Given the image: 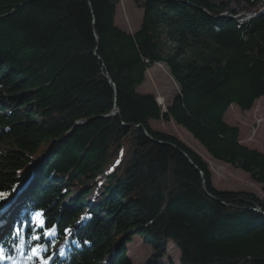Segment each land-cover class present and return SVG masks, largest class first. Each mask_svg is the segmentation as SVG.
I'll use <instances>...</instances> for the list:
<instances>
[{"label":"trees","instance_id":"trees-1","mask_svg":"<svg viewBox=\"0 0 264 264\" xmlns=\"http://www.w3.org/2000/svg\"><path fill=\"white\" fill-rule=\"evenodd\" d=\"M241 1L261 11L243 21L232 0H134L143 16L130 34L115 25L118 0H0V143L10 145L0 152V192L10 200L25 185L18 231L0 230L3 256L133 264L126 244L136 235L153 251L145 264H162L169 241L180 264H264V153L224 120L231 105L245 112L264 98V8ZM156 64L178 86L166 111L136 90ZM152 120L182 127L218 163L248 174L263 199L217 190L201 157ZM101 176L95 206L89 189L63 205L71 187ZM38 210L46 223L34 229ZM66 228L67 249L54 254Z\"/></svg>","mask_w":264,"mask_h":264},{"label":"rangeland","instance_id":"rangeland-1","mask_svg":"<svg viewBox=\"0 0 264 264\" xmlns=\"http://www.w3.org/2000/svg\"><path fill=\"white\" fill-rule=\"evenodd\" d=\"M259 7L264 8V0L260 2ZM230 8L240 13L241 16H243V21L248 20L249 17L253 16V14L259 12L260 10V8L258 10L256 8H246L243 10L244 4L241 0H232L230 3ZM256 10L257 12H254ZM142 16L143 11L135 5L134 0H118L115 14V25L117 27L127 31L130 34H133L141 24ZM136 90L139 93L153 94L157 100V103L162 108V111H166L173 97L178 93V86L170 76L165 65L156 64L146 71L144 82L138 86ZM159 98L163 100L162 104L159 102ZM260 99H258L260 100L259 102H256V100L251 109L245 112L240 111L237 106L229 107L224 114V120L227 124L239 128V142L242 145L264 153V98ZM149 124L154 130L164 132L179 139L193 152L199 155L208 166L211 172L213 185L217 190L242 191L252 193L259 199H263L261 186L254 182L248 174L226 163H218L220 161L214 160L186 130L176 125L172 120L169 122L162 120H152ZM254 133L256 135L254 136L253 141H250ZM9 148L10 145L7 142L0 143V152ZM105 177L106 176H101L95 187H92L91 182H86L82 187H71V195L65 199L63 205L71 204L73 199L77 197L83 190L89 189L90 191L85 197L87 206H95L97 201L101 198V186L105 181ZM19 197V194H16L11 199L12 204L10 209V217L8 218L10 220L8 222H11L12 224H14V220H16V218L19 216V209L17 208V205L20 202L18 199ZM32 215L33 213L29 216V219L34 229L41 228L37 225V222L32 220ZM84 218L85 215L82 214L79 217V221L82 222ZM11 228L13 229L14 227ZM48 232V235H44L43 232V236L47 237L48 239H51L55 236V232L53 230H48ZM71 232L70 234H66L63 240L53 246L51 250L54 254L58 253L60 255L61 249H63L65 253L67 245L69 244ZM38 245L40 247L35 246V254L31 250V254L36 257H38L40 251H42L44 248L42 245ZM126 248L127 254L133 264H145L147 261L152 259V248L139 236H131V240L126 244ZM0 264L14 263L7 260H1ZM162 264H180L178 249L171 241H169L167 246V256L162 259Z\"/></svg>","mask_w":264,"mask_h":264},{"label":"snow or ice","instance_id":"snow-or-ice-1","mask_svg":"<svg viewBox=\"0 0 264 264\" xmlns=\"http://www.w3.org/2000/svg\"><path fill=\"white\" fill-rule=\"evenodd\" d=\"M11 194L10 193H6V192H0V218H2L5 213H9L10 212V209H11V201L8 200V197L10 196ZM32 220L37 222V225L39 227H44L45 223H46V219L44 217V214H43V210H38V211H35L32 215ZM4 223L5 221L3 219H0V229L3 228L4 226ZM55 227V226H53ZM16 231H18L17 228H13V233H15ZM64 232L66 234H70L71 232V229H64ZM49 232L48 230L46 229L44 231V235H48ZM39 235H34L33 236V239H39ZM36 247H40L39 245H37ZM36 247H34L32 249V252L35 254L36 253ZM60 255H64V250L61 249L60 251ZM3 256V253L2 251H0V257ZM53 257L51 255L47 256V257H41V264H49V261L52 260Z\"/></svg>","mask_w":264,"mask_h":264},{"label":"water","instance_id":"water-1","mask_svg":"<svg viewBox=\"0 0 264 264\" xmlns=\"http://www.w3.org/2000/svg\"><path fill=\"white\" fill-rule=\"evenodd\" d=\"M95 38H96V41H97V43H98V42H99V38H98V36H97L96 34H95ZM105 78L108 80L109 83L112 84L113 89H114V91L116 92V87H115V85L112 83V81L110 80V78H109L107 75H105ZM114 114H115L116 117H119L118 110H117L116 107L114 108ZM191 163H192V162H191ZM202 180H203V186L205 187V178H204V175H202ZM255 210H256L257 212L263 214V212H261L260 209H255Z\"/></svg>","mask_w":264,"mask_h":264},{"label":"crops","instance_id":"crops-1","mask_svg":"<svg viewBox=\"0 0 264 264\" xmlns=\"http://www.w3.org/2000/svg\"><path fill=\"white\" fill-rule=\"evenodd\" d=\"M233 106H235V105H231L230 107H233Z\"/></svg>","mask_w":264,"mask_h":264},{"label":"bare ground","instance_id":"bare-ground-1","mask_svg":"<svg viewBox=\"0 0 264 264\" xmlns=\"http://www.w3.org/2000/svg\"><path fill=\"white\" fill-rule=\"evenodd\" d=\"M250 18V17H249ZM10 201H11V199H10ZM12 204V203H11Z\"/></svg>","mask_w":264,"mask_h":264}]
</instances>
